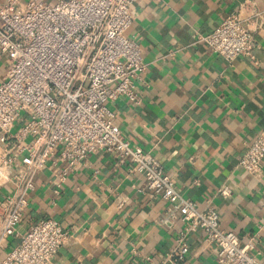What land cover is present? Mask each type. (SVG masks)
Segmentation results:
<instances>
[{"label": "crops", "instance_id": "crops-1", "mask_svg": "<svg viewBox=\"0 0 264 264\" xmlns=\"http://www.w3.org/2000/svg\"><path fill=\"white\" fill-rule=\"evenodd\" d=\"M241 1L134 0L126 34L145 63L135 83L140 103L118 97L108 107L123 137L157 157L181 196L198 208L214 207L220 225L264 262V158L259 178L238 164L264 127V29L253 35L254 58L229 62L195 41ZM4 69L0 57V78ZM56 181L49 169L37 173L17 236L5 250L32 223L53 218L68 237L50 264H214L215 245L200 230L184 232L188 252L170 261L183 222L158 224L166 201L110 153L88 155L59 187ZM222 187L227 197L219 194ZM6 193L0 188V198Z\"/></svg>", "mask_w": 264, "mask_h": 264}, {"label": "built area", "instance_id": "built-area-1", "mask_svg": "<svg viewBox=\"0 0 264 264\" xmlns=\"http://www.w3.org/2000/svg\"><path fill=\"white\" fill-rule=\"evenodd\" d=\"M134 0H6L0 4V264H50L67 233L53 218L32 223L17 236L27 198L39 171L57 179L78 168L88 155L110 153L127 162L148 190L166 201L160 225L184 224L169 259L188 252L185 231L200 230L216 248L214 264H264L241 245L239 236L220 225L216 209L198 208L176 190L157 157L128 142L108 103L124 97L139 104L136 81L145 63L139 44L126 33ZM264 29V0H242L236 12L208 33L195 34L209 49L232 61L254 58L253 35ZM264 158V127L239 157V166L259 178ZM219 194L227 197L229 189ZM5 250V251H4Z\"/></svg>", "mask_w": 264, "mask_h": 264}]
</instances>
